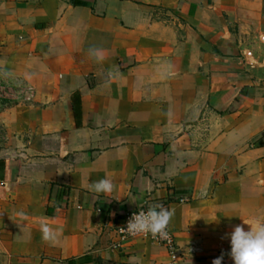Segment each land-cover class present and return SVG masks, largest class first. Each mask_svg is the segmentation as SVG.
<instances>
[{"label":"crops","instance_id":"obj_1","mask_svg":"<svg viewBox=\"0 0 264 264\" xmlns=\"http://www.w3.org/2000/svg\"><path fill=\"white\" fill-rule=\"evenodd\" d=\"M261 41L264 0H0V76L31 90L0 113V264H169L114 247L156 205L178 264H233L228 234L264 220Z\"/></svg>","mask_w":264,"mask_h":264},{"label":"clouds","instance_id":"obj_2","mask_svg":"<svg viewBox=\"0 0 264 264\" xmlns=\"http://www.w3.org/2000/svg\"><path fill=\"white\" fill-rule=\"evenodd\" d=\"M97 62H102L105 55L102 49H89ZM92 190L97 193H109L113 190L112 182L105 178L95 182ZM172 211L162 205L150 207L147 212L134 213L127 222L130 234L151 233L154 237L167 235V226L172 218ZM243 224L236 225L228 234L230 237V257L233 264H264V220L247 222L241 217ZM244 224L249 225L246 229ZM42 238L54 242L56 231L47 224H41ZM224 255L213 259L212 264H223Z\"/></svg>","mask_w":264,"mask_h":264},{"label":"built area","instance_id":"obj_3","mask_svg":"<svg viewBox=\"0 0 264 264\" xmlns=\"http://www.w3.org/2000/svg\"><path fill=\"white\" fill-rule=\"evenodd\" d=\"M3 88V87H2ZM29 93L31 90L28 88ZM182 201L187 200V198H181ZM153 206H143L141 208L130 210L126 212L121 218H119L114 226V231L116 233V240L114 243L115 248H121L122 245L128 241L133 239H144L149 240L151 242H155L164 246L169 254L170 262L169 264H178L181 260V252L179 245L176 241L175 234L171 227L167 226V235L165 237H160L159 235L153 236L151 233H137L135 235L130 234L126 228L127 222L132 217L134 213H139L140 211L147 212V210Z\"/></svg>","mask_w":264,"mask_h":264},{"label":"rangeland","instance_id":"obj_4","mask_svg":"<svg viewBox=\"0 0 264 264\" xmlns=\"http://www.w3.org/2000/svg\"><path fill=\"white\" fill-rule=\"evenodd\" d=\"M260 43L264 46V42L261 41ZM261 59L264 60V56H262ZM28 93V87H26L25 83L21 80L0 76V113L2 109L12 103L25 101ZM3 136L4 130L0 122V145L4 142Z\"/></svg>","mask_w":264,"mask_h":264},{"label":"trees","instance_id":"obj_5","mask_svg":"<svg viewBox=\"0 0 264 264\" xmlns=\"http://www.w3.org/2000/svg\"><path fill=\"white\" fill-rule=\"evenodd\" d=\"M75 107H76V110H75V111H76V113H77V115H78V113H79V111H80V108H79V107H80V103H76V102H75Z\"/></svg>","mask_w":264,"mask_h":264}]
</instances>
